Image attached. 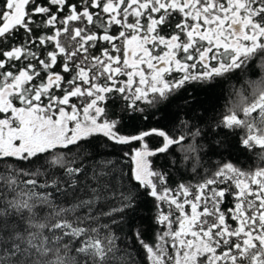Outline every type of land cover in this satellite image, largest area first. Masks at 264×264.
<instances>
[{
    "label": "snow or ice",
    "instance_id": "snow-or-ice-1",
    "mask_svg": "<svg viewBox=\"0 0 264 264\" xmlns=\"http://www.w3.org/2000/svg\"><path fill=\"white\" fill-rule=\"evenodd\" d=\"M246 69L264 0H0V264H264V74L198 99Z\"/></svg>",
    "mask_w": 264,
    "mask_h": 264
},
{
    "label": "trees",
    "instance_id": "trees-1",
    "mask_svg": "<svg viewBox=\"0 0 264 264\" xmlns=\"http://www.w3.org/2000/svg\"><path fill=\"white\" fill-rule=\"evenodd\" d=\"M264 73H259L252 69H246L244 73L236 75L233 79L224 83L222 88H218L216 94H199L198 99L203 103L204 108H208V116L215 122L218 120L221 115L226 113L225 104L235 100L236 97L232 95L233 87L239 89L241 86L245 87V95L251 96L252 89L246 86V81L248 80H258L260 75ZM218 97V99H217ZM178 104H183L184 101H177ZM200 113L203 112V108L198 110ZM128 125L127 130L132 131L136 128L141 122L136 120H130L126 122ZM201 128H206V124L199 125ZM208 142H212L213 148H215V153L211 149L207 148ZM201 143H204L206 146V152L204 159L205 161L215 162L220 159H233V162H237L239 166L244 168H253L256 167L260 161L257 158L255 153H236L234 150L235 138L230 134L225 137L223 135L213 136L209 134L207 141L202 140ZM238 155V161L236 159ZM140 212L142 217L147 223L153 214L151 205H144L141 207Z\"/></svg>",
    "mask_w": 264,
    "mask_h": 264
},
{
    "label": "flooded vegetation",
    "instance_id": "flooded-vegetation-1",
    "mask_svg": "<svg viewBox=\"0 0 264 264\" xmlns=\"http://www.w3.org/2000/svg\"><path fill=\"white\" fill-rule=\"evenodd\" d=\"M254 168V167H253Z\"/></svg>",
    "mask_w": 264,
    "mask_h": 264
}]
</instances>
